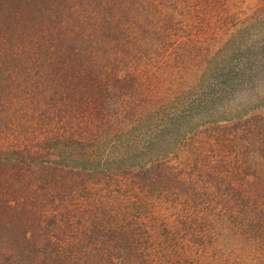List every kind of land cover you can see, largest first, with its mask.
Masks as SVG:
<instances>
[{"label":"rangeland","instance_id":"374dc122","mask_svg":"<svg viewBox=\"0 0 264 264\" xmlns=\"http://www.w3.org/2000/svg\"><path fill=\"white\" fill-rule=\"evenodd\" d=\"M42 1L48 7L45 19L36 22L32 17L30 38L44 29L54 32L58 14L69 23L62 33L76 32V40L70 38L75 50L87 44L95 47L88 60L79 53L64 57V76L51 80L50 68L47 80L39 78L46 88L55 87L56 100L50 98L52 93L41 99L43 121L40 116L34 125L46 127L60 141L49 162L98 170L91 178L100 183L101 204L95 214L100 225L116 214L124 219L137 214L135 221L155 229L153 233L166 229L175 238L170 243L174 248L166 247L162 257L171 264H258L252 253L254 246L255 255L259 247L264 250V0ZM72 10H77L76 16L69 14ZM99 29L103 36L97 34ZM117 40L125 47L128 43L131 64L126 66L135 81L139 79L135 89L141 95H110L104 108L77 100L79 94L83 98L82 90L94 87L99 97V76H82L78 68L71 73L66 63L108 56ZM153 40L159 41L158 47L152 46ZM57 89L64 91L65 109ZM18 96L21 101L13 99L22 103L14 109L18 118L25 115L21 111L37 114L32 97L22 100L20 92ZM31 127L25 125L22 134ZM154 165L163 184L151 187L154 192L159 187V194H146L150 187L139 190L138 177ZM112 185H122L119 190L127 194L117 197V207L114 199L104 200L103 194L115 189ZM181 186L189 194L176 193L175 187ZM73 202L83 203L79 197ZM192 207L206 217L200 225L219 236L214 244L209 240L206 249H190L182 242L176 220L182 213L191 220L196 217ZM247 219L259 224L249 225ZM158 239L151 236L147 243L152 256L160 251Z\"/></svg>","mask_w":264,"mask_h":264},{"label":"trees","instance_id":"16d2710c","mask_svg":"<svg viewBox=\"0 0 264 264\" xmlns=\"http://www.w3.org/2000/svg\"><path fill=\"white\" fill-rule=\"evenodd\" d=\"M47 8L42 0H0V264H171L168 258L162 257L166 247L174 248L171 244H174L175 238L167 234L166 229L163 233H153L155 229L146 228L135 221L137 214L126 219L116 214L110 223L100 225L103 222L95 215L101 204L98 203L100 195L97 187L100 183L91 178L98 170L77 165L69 167L59 163V160L49 162L51 153L59 149V140L56 135H51L46 127L37 129L34 124L39 121L41 112H45L41 99L48 97L47 93H52L50 98L56 100V90L54 86L46 88L43 82H39V78L42 76V80H47L45 78L50 68H53L49 71L53 73H49L51 80L54 81L56 75L64 76V57L79 53L88 60L89 56L95 53V47L85 44L79 51L75 50L74 42L70 41V38L76 40V32L74 35L72 31L69 35L63 34V29L69 27V23L62 21L58 14L54 18V32L44 29L38 37L30 38L32 36L27 31L31 28L30 20L35 17L36 22H43ZM76 12L77 10H72L69 14L76 16ZM166 20L168 21L167 17ZM97 31L98 35L103 36V31ZM28 38L26 45L23 41ZM33 41L35 43H32ZM126 44L127 47L119 45L118 40L115 41L114 52L111 51L110 55H104L95 61L75 59L66 63L70 64L68 69L71 73L78 68L80 73H84L82 76H99V97L95 91L97 88L94 87L92 91L82 90L83 98L79 94L77 100L97 102L104 108L110 95L131 96L137 92L141 95L142 91L135 89L136 83H139L137 87H140L139 79L138 82L135 81L137 77L129 71L130 66H126L127 63L131 64L128 43ZM151 44L158 47L159 41L156 43V40H153ZM25 45L31 48L27 50ZM16 52L23 53L18 58ZM84 62L85 64L81 65ZM104 64L110 66L106 67ZM108 79H111V82ZM108 85L110 87L107 90ZM45 88L47 91H44ZM18 92L22 93V100L31 97L32 101L35 100L37 114L21 111L25 115L18 118L14 109L22 103L18 105L13 100L17 96L15 99L21 101ZM57 92L64 105L62 108L65 109L64 91L61 93L57 89ZM59 106L57 104L55 108L59 110ZM72 107L69 110L76 113ZM110 113L109 116L112 115V112ZM113 116L117 118L118 114L114 113ZM42 118L43 116L40 117L43 121ZM27 124H31L33 128L22 134L21 130ZM56 154L59 156V151ZM65 173L69 175L66 176ZM157 176V165L141 171L138 189L150 187V191L147 189L144 193L159 194V187L154 188L155 192L151 189L160 183L163 184L161 177L157 179ZM172 180L179 182L180 177H174ZM110 184L111 182L106 181L107 186ZM121 186L112 185L115 189L104 193V200L114 199L117 202L115 206H119L117 197L124 193L127 195L124 190H119ZM175 188L176 193L189 191L183 186ZM78 197L83 203L76 206L73 201ZM187 209L185 207L183 212ZM192 210L196 214L192 220L191 215L186 217V213L179 215L176 220L181 225L184 240L182 242L190 249H206L211 246L209 240L214 244V240L219 236L215 230L200 225L202 218H206L200 217L202 211H197L195 207H192ZM256 214L261 213L257 211ZM261 217L263 218L262 214ZM248 223L259 224L251 219ZM261 225L264 229V225ZM151 236L160 238L158 243H161V247L158 246L160 251L156 252V256H152L147 249V243L152 242ZM254 247L252 254L258 259V264H263L260 258L264 257L258 255H263L264 250L259 247L258 255H255L257 247Z\"/></svg>","mask_w":264,"mask_h":264}]
</instances>
